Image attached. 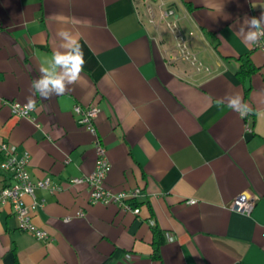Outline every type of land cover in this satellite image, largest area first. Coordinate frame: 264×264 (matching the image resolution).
Returning a JSON list of instances; mask_svg holds the SVG:
<instances>
[{
    "label": "crops",
    "instance_id": "obj_1",
    "mask_svg": "<svg viewBox=\"0 0 264 264\" xmlns=\"http://www.w3.org/2000/svg\"><path fill=\"white\" fill-rule=\"evenodd\" d=\"M168 8L200 69L171 57ZM153 9L151 21L133 0H0V142L29 154L33 181L60 184L94 170L97 138L111 164L105 186L140 189L135 214L89 203L83 184L36 188L24 200L37 203L32 220L47 239L20 231L2 205L0 264H264V38L247 45L236 33L264 0H155ZM62 28L83 50L78 82L34 95L30 117L12 115L41 66L52 70V52L73 51ZM244 60L254 72L240 73ZM235 94L252 116L228 107ZM75 104L99 108L96 135L77 123ZM11 182L0 168V188ZM240 194L257 198L250 215L231 208ZM153 227L164 238L157 258Z\"/></svg>",
    "mask_w": 264,
    "mask_h": 264
},
{
    "label": "built area",
    "instance_id": "obj_2",
    "mask_svg": "<svg viewBox=\"0 0 264 264\" xmlns=\"http://www.w3.org/2000/svg\"><path fill=\"white\" fill-rule=\"evenodd\" d=\"M135 5L142 4L149 20L154 19L153 2L155 0H133ZM161 18L164 19L167 30L169 31L173 41L172 58H177L183 61H189L195 65L197 69L201 68V64L197 63L195 57L187 50L185 41L181 35L175 19L174 10L171 8L164 9L160 13ZM264 38V36H261ZM175 52V53H174ZM175 55V56H174ZM25 104L13 102L10 104V112L12 115L18 117H30L32 111H27L25 114ZM73 112L76 115V121L81 126L85 127L93 135H96L95 118L99 112L96 105H81L75 104ZM248 116V114L246 115ZM246 116H243L246 118ZM246 130L250 131L251 127L246 123ZM96 161L94 170L87 175L81 177H73L66 183L53 184L49 178L38 179L33 181L29 172V154L24 153L19 155L16 151V146L0 142V168L9 173L12 182L0 188V207L4 204H10L13 215L17 220V228L26 232L37 239H47L48 234L37 227L32 220V213L37 206L33 200L28 204L25 202L26 195L33 198L34 190L36 188L49 189L51 191H58L65 186L86 185L89 188L88 201L89 203H102L104 205H116L123 210L138 213V207L130 205L129 201L136 199L140 189L111 191L105 186V179L111 169V164L106 156L105 149L100 141L95 139ZM257 198L253 195L240 194L233 200L231 208L235 211L250 215L254 209ZM78 215H82L79 211ZM171 239V238H170ZM172 240V239H171Z\"/></svg>",
    "mask_w": 264,
    "mask_h": 264
},
{
    "label": "clouds",
    "instance_id": "obj_3",
    "mask_svg": "<svg viewBox=\"0 0 264 264\" xmlns=\"http://www.w3.org/2000/svg\"><path fill=\"white\" fill-rule=\"evenodd\" d=\"M236 24L238 25L237 35L247 45L258 43L259 38L264 36V12L259 17L245 16L242 23L237 20ZM57 36L63 37L74 45L73 51L61 52L58 47L51 54L52 70L50 71L48 68L41 66L40 76L31 82V94L24 106L25 114L27 111L36 109L34 95L39 94L42 99H50L54 95L64 94L68 89V85H74L78 82L83 71L84 58L81 45L68 29H60ZM58 68H62L61 74H56ZM227 96L230 97L227 100L228 107L241 117L246 116L251 111L249 105L243 101L239 94ZM219 103H224V101L220 100Z\"/></svg>",
    "mask_w": 264,
    "mask_h": 264
},
{
    "label": "trees",
    "instance_id": "obj_4",
    "mask_svg": "<svg viewBox=\"0 0 264 264\" xmlns=\"http://www.w3.org/2000/svg\"><path fill=\"white\" fill-rule=\"evenodd\" d=\"M255 67H253V65L250 63L249 60H244L242 65H241V71L240 73H244V74H250L252 72H254ZM253 113L250 111L248 113V116H252ZM130 205H132L133 207H138L139 203L137 202L136 199L130 200L129 201ZM153 234H154V253H153V257L157 258L159 257V248L161 246V244L164 243V238L162 235L161 230L157 229L156 227H153Z\"/></svg>",
    "mask_w": 264,
    "mask_h": 264
}]
</instances>
